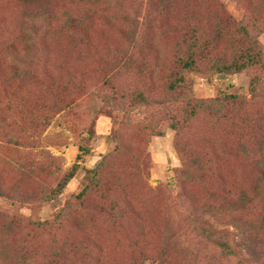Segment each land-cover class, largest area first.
Masks as SVG:
<instances>
[{"label": "trees", "instance_id": "trees-1", "mask_svg": "<svg viewBox=\"0 0 264 264\" xmlns=\"http://www.w3.org/2000/svg\"><path fill=\"white\" fill-rule=\"evenodd\" d=\"M4 1L18 15L16 26L0 31V68L8 67L11 70L7 73L2 70L1 74L5 91H8L5 97L11 104L20 101L23 104L21 109L33 102L40 103L36 115L38 119L35 121L39 130L44 131L54 117L72 103L67 102L65 95L72 86V79L64 85L52 76L55 68L70 67L71 58L54 65L50 59L44 60L45 53L49 55L55 40H69L77 53L73 62H86L87 49L98 53L96 71L102 76V85L110 91L114 90L113 97H107L100 87L95 90L100 91L102 102L107 103L111 112L128 114V120L136 125L144 119L137 123L132 120L135 114L147 110L151 112L152 118L146 121L145 130L162 134L161 128L166 126L175 132V146L184 154L183 169L179 171L182 185L196 180L216 181L218 184L216 187L209 184L214 192L203 199H193L192 203L196 204L187 203L188 233H171L167 230L162 243L145 251L134 244L131 247L134 252L131 264L137 260H140L138 264L144 261H159L163 264H264V113L255 109L257 100H264V76H251L249 99L231 94L211 100L194 99L192 90L183 78L186 72L203 73L205 70L229 75L255 69L264 71L263 54L258 49L257 39L249 40L244 27L232 34L231 17L227 15L223 2ZM80 8H83L82 11ZM60 9L67 11L59 14ZM92 27L93 30L95 28L93 38L88 33ZM94 35H99L106 43H95L97 39ZM168 42L173 43L170 50L165 47ZM153 73L166 74L157 82L160 95L154 91L156 85ZM122 75H139L145 80L140 92L132 99L134 102L129 103L125 110L119 104L122 99V96L119 97V79ZM47 79L49 85L44 88L42 96L29 91L21 97V90L28 88L29 84L39 86ZM92 88V84L87 86L75 81L71 91L85 96L92 93ZM45 96L49 99L47 101L53 100L51 104L45 101ZM201 118L209 121L211 126L209 134L196 143L195 125ZM218 130L225 131L229 137L224 139ZM114 132L112 140L118 139ZM210 136L213 138L209 139ZM231 137L234 147L232 145L229 148L226 140L231 141ZM191 144L193 151L188 156L186 152ZM199 145L206 150L200 156L195 152ZM233 150L242 163L249 164L255 171V178L244 189L235 186L228 188L225 181L224 164L228 163ZM109 159L110 156L105 155L95 168L86 171L90 181L76 197L77 208L68 201L51 220L38 223V229L44 234H54L53 244L43 246L44 251L37 264H65L76 254L77 249L86 244L87 254L83 255L82 261L85 264H105L104 255L109 251L96 241L92 233L93 222L85 218L82 201L90 187L93 189L100 184ZM77 168L78 165L74 164L60 177L55 190L46 196V201L58 199ZM182 196L186 200V195ZM123 206L121 201L116 202L113 208L119 212L115 215L103 213H107L108 219L114 216L116 223L120 220L124 222L126 215L120 213ZM74 208V216L80 219L77 231L83 237L82 243H85L82 247H77L67 238H59L70 217L68 211L72 213ZM133 216H138V213ZM215 224L229 225L232 229H218ZM12 235L10 231L4 232L2 229L0 244L6 243ZM28 248L27 243L19 249L16 260L9 264H34V259H37V256H33L35 250Z\"/></svg>", "mask_w": 264, "mask_h": 264}, {"label": "rangeland", "instance_id": "rangeland-1", "mask_svg": "<svg viewBox=\"0 0 264 264\" xmlns=\"http://www.w3.org/2000/svg\"><path fill=\"white\" fill-rule=\"evenodd\" d=\"M220 1L225 5L227 15L231 17L232 34L244 27L249 40L257 39L258 49L262 52L264 60V1ZM82 9L80 8L81 11ZM58 11L63 14L67 10ZM17 16L13 7L0 0V31L16 26ZM93 31L95 32V28L93 30L92 27L88 32L92 38ZM94 36L97 39L95 43H106L99 35ZM55 42L51 45L49 55L45 53L44 60L50 59L54 65L61 60L65 61V58H71L72 63L66 69L65 66L55 68L52 74L54 79L64 85L72 79L71 88L75 81H81L87 86L92 84V93L84 96L82 93L71 91L70 88L65 95L67 102H72L71 105L55 116L50 125L42 131L35 123L40 103L33 102L21 109L23 104L20 101L17 100L14 104L7 101L5 95L8 91H5L1 74L2 70L5 73L11 70L8 67L0 68V233L2 229L4 232L13 233L6 243L0 244V264L14 262L19 249L27 243L28 249L35 250L33 256H37L33 263H38L39 256L44 251L43 246L53 244L54 234H44L38 229V223L51 220L68 201L77 208L76 197L90 181L86 171L95 168L107 154L110 159L105 166L101 182L95 186L97 188L90 187L86 191L82 201L83 210L85 218L93 222L92 233L96 241L109 251L104 255L103 262L131 264L130 259L134 254L131 247L134 244L145 251L162 243L167 230L171 233H188L190 225L186 221L187 203L196 204L192 203L193 199H203L214 192L209 184L212 187L218 184L216 181L196 180L182 185L179 171L183 169L184 154L175 146V132L166 126L161 128L162 134L145 130L143 127L146 121L152 118L151 112L147 110L135 114L132 120L137 122L144 119L141 124L136 125L128 120V114L111 112L107 103L102 102L100 91L95 90L100 87L107 97H113L114 90L110 91L102 85V76L96 71L98 53L87 49L86 62H73L77 53L70 41L63 39ZM172 44L168 42L165 45L167 50L171 49ZM160 74L153 73L156 85L154 91L158 95L160 87L157 82L166 75ZM253 74L264 76V71L255 69L229 75L205 70L203 73L186 72L183 78L196 100H211L231 94L249 99L248 86ZM142 77L122 75L119 79V97L122 96L119 104L124 106L123 110L129 103L134 102L132 99L140 92L145 81ZM42 83L40 87L29 84L28 88L21 90V97L29 91L42 96L49 80H43ZM262 87L264 88L263 85ZM44 99L49 100L46 96ZM52 101L50 99L47 103L51 104ZM255 109L264 113V100H257ZM210 126L206 119L197 121L194 133L197 136L196 143L209 134ZM113 132L118 135V139L112 140ZM218 134L224 135V139L228 136L225 131L218 130ZM226 141L229 148L232 145L234 147L232 137L231 141ZM118 144L120 147H117ZM197 148L195 152L199 156L206 151L201 145ZM191 151L192 144L186 154L189 156ZM74 164L78 165L75 175L58 199L53 202L46 201V196L55 190L60 177ZM224 172L228 188L235 186L234 188L244 189L256 176L254 169L249 164L242 163L234 154V150L228 158V163L224 164ZM183 194L186 195V200L181 197ZM119 201L126 205L120 208V213L126 215V221L120 220L116 223L114 216L112 219L106 216L107 213L115 215L119 212L113 208V204ZM75 208L72 213L68 211L70 217L62 234L65 237L59 238H67L78 245L77 247H82L85 243H82L83 237L77 231L80 219L74 216ZM100 209H103L102 212ZM132 212L138 213V216H133ZM215 226L218 229H232L229 225ZM85 246L88 244L77 249L76 254L65 264H85L82 261L83 255L87 254ZM139 262L140 260H137L134 264ZM141 264L163 263L144 261Z\"/></svg>", "mask_w": 264, "mask_h": 264}]
</instances>
